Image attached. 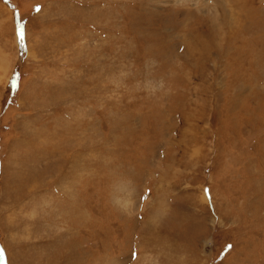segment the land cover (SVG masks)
<instances>
[{"label":"rangeland","instance_id":"rangeland-1","mask_svg":"<svg viewBox=\"0 0 264 264\" xmlns=\"http://www.w3.org/2000/svg\"><path fill=\"white\" fill-rule=\"evenodd\" d=\"M0 264H264V0H0Z\"/></svg>","mask_w":264,"mask_h":264}]
</instances>
